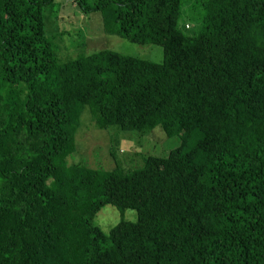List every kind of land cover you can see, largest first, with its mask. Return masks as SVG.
<instances>
[{
    "label": "trees",
    "instance_id": "trees-1",
    "mask_svg": "<svg viewBox=\"0 0 264 264\" xmlns=\"http://www.w3.org/2000/svg\"><path fill=\"white\" fill-rule=\"evenodd\" d=\"M53 1L0 0V264H264V0H194L196 34L182 0H74L106 33L161 46L160 63L57 60ZM84 108L180 144L130 171L69 164ZM107 204L137 221L106 234Z\"/></svg>",
    "mask_w": 264,
    "mask_h": 264
},
{
    "label": "rangeland",
    "instance_id": "rangeland-1",
    "mask_svg": "<svg viewBox=\"0 0 264 264\" xmlns=\"http://www.w3.org/2000/svg\"><path fill=\"white\" fill-rule=\"evenodd\" d=\"M95 1L87 0L89 4ZM193 1L182 0L179 19V24L185 25L186 29L183 30L188 34H196L201 27L197 14L190 13ZM43 14L46 35L59 61L104 49L155 63L163 60L161 46L137 44L117 34L106 33L100 13H82L74 0H54L44 8ZM77 131L75 150L67 158L68 163L104 170L114 166L125 171L133 170L142 164L143 157L166 155L180 144L179 136L169 137L159 126L147 133L119 130L115 126L99 128L87 108L82 111ZM111 151L114 152L113 158L110 156ZM121 220L136 222V211L126 209L121 213L107 204L95 214L93 223L107 234Z\"/></svg>",
    "mask_w": 264,
    "mask_h": 264
}]
</instances>
